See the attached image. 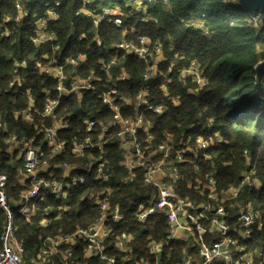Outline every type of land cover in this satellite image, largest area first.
<instances>
[{"label":"trees","instance_id":"trees-1","mask_svg":"<svg viewBox=\"0 0 264 264\" xmlns=\"http://www.w3.org/2000/svg\"><path fill=\"white\" fill-rule=\"evenodd\" d=\"M14 1L2 0L0 24L2 14L13 13ZM53 1L35 0L28 8L30 13L43 14L47 4L50 5ZM56 1L60 3L55 7L58 16L48 25L56 34L63 53L54 52L51 48L53 43L39 47L29 43L28 38L33 33L31 18L22 23L14 36L0 39V114L6 117L9 131L26 136L34 133L33 124L16 120L12 116L14 110L27 105V90L36 98L37 109H42L46 91L54 95L55 81L46 74H41L35 67L36 58L46 52L49 57L60 60L61 55L76 56L78 52L82 53L86 58L77 64V73L85 75L94 70L100 76L96 89L87 91L81 104L71 103L70 99L61 100L58 111L61 114L71 112L69 126L62 134L69 144L72 137L83 139L87 135L83 118L103 123L112 118L111 110L98 97L99 91L105 90L118 97H128L134 103L136 94L144 83L142 77L145 62L133 54L116 51L112 46L119 40L123 27H134V32L128 31L124 38L138 44L139 38L144 36L151 42L158 41L162 45L165 59L160 62L157 75L148 84L152 104L162 106L163 110L159 113L145 108L135 110L132 103L130 106L122 105L121 113L124 116L137 113L150 122L155 143L163 140L168 132L176 139L188 136L207 138L216 132L222 137L223 143L209 150L212 153L210 159H204L201 152H198L197 155H186V161L179 164L181 177L176 182V189L183 196L201 199L188 185L202 179L210 171H214L219 190L239 182L246 169L256 172L261 185L243 189L235 201L242 204L250 202L258 213L250 239L242 243L249 250L260 251L262 255L257 264H264V72L257 73L255 69L264 60V30L257 32L251 26L252 11L243 7L235 8L224 0H168V5L159 0H143L151 19L140 21L138 17L142 12L129 5V0H90L87 6L95 11L108 5H117L121 10V14L114 16L111 21L105 20L95 25L91 18L76 15L83 0ZM257 12L264 16V8ZM190 19L202 20L208 34L202 28L187 25L186 22ZM81 35L84 38L78 40ZM97 36L101 39V45H97L94 39ZM115 54L120 60L112 65V76L118 75L122 66L127 77L108 85L105 74L100 70V59L108 63ZM23 58L27 59V64L18 70L20 77L24 79L23 87L10 88L8 82L15 74L13 60ZM191 60L200 64V70L206 79L201 87L181 74ZM170 64H175L171 70ZM162 86L166 88L165 91ZM209 123L211 124L207 127ZM113 131L114 129H110L105 138L110 137ZM93 136L96 139V133ZM104 148L106 168L113 172L108 182L100 184L98 180H94V173L85 174V183L70 189L66 198L53 199L52 196H47L49 208L46 217L49 221L46 226L39 222L45 216L43 210L29 220L15 215V236L22 242L29 256L36 254L41 237L55 234L59 230L69 232L77 225L86 226L94 221L99 215L98 207L92 198L85 195L111 187V203H118L122 212L128 214L119 223L112 224L114 230L126 231L132 235L130 249L133 260L155 259L154 255L148 253L147 243L149 239L161 240L165 237L166 217L151 215L143 222L137 220L134 214L136 205L146 199L151 188L143 185L140 172L137 178L122 181L125 170L120 164L122 153L115 138L108 139ZM3 150L4 147L0 146L2 165L9 174L7 193L9 197L16 198L17 188L10 184L15 182L19 162L9 163V157ZM92 152L97 154L98 150ZM247 158L250 159L249 166ZM75 160L84 162L86 158L74 157L69 151L57 158V162ZM194 166L198 168L195 169ZM66 206L67 209L64 210ZM226 207L228 220L234 221L237 207H230L229 204ZM3 218L0 213V231ZM185 248L181 241L171 242L163 249L160 261L162 264L181 261ZM106 252L118 257L116 264L133 263L132 260L124 262L121 259L124 253L114 249L113 238L106 241ZM186 252L195 255L191 248H187ZM78 258L83 261L79 246L75 247L74 259L69 264H76L75 260ZM88 264H96V260L91 259Z\"/></svg>","mask_w":264,"mask_h":264},{"label":"built area","instance_id":"built-area-1","mask_svg":"<svg viewBox=\"0 0 264 264\" xmlns=\"http://www.w3.org/2000/svg\"><path fill=\"white\" fill-rule=\"evenodd\" d=\"M32 1L35 0H15L13 13L7 12L1 15L0 39L14 36L22 23L31 18L33 33L28 38L29 43L35 47L53 43L52 50L61 54L62 47L48 25L51 20L57 19L55 7L60 3L54 0L50 5L47 4L43 14H38L30 13L28 5ZM159 1L168 3V0ZM224 1L235 8L242 7L239 0ZM1 2L2 0L0 4ZM89 3L90 0H83L76 15L91 18L95 25L105 20L111 21L114 16L121 14L117 5L103 6L95 11L87 6ZM128 4L142 12L138 20L151 19L147 7L143 5V0H129ZM242 11L246 13L244 9ZM262 18L257 10L250 14V24L257 32L264 30ZM186 24L202 28L204 33L208 34L202 20L190 19ZM134 30V27H123L121 39L116 40L112 46L116 51L122 50L144 60L146 65L142 77L144 83L137 92L134 103L128 97H118L105 90L99 91L98 97L111 110L112 118L106 123L88 117L83 118L82 123L87 132L83 139L72 137L69 144L62 137L69 126L71 112L61 114L58 111L62 99H70L71 103L81 104L85 93L95 90L96 83L100 81V76L94 70H90L85 75L77 73V64L86 58L79 52L76 56L61 55L62 60L49 57L47 52L36 58L35 67L38 71L55 81L54 95L46 91L42 109H37L36 98L27 90V105L12 112L16 120L20 119L34 125L32 135L10 132L6 117L0 114V146L4 147L3 152L8 155L9 163L20 162L16 169L15 182L10 184L11 187L17 188V197L13 198L7 193L9 174L3 168L0 158V213L4 217L0 231V264H55V262L69 264L74 259V249L77 246L80 247L83 261L78 258L75 260L76 264H88L91 259H95L96 264H116L118 257L108 255L106 252V241L110 238L114 239V249L124 253L121 259L124 262L132 260V264H162L160 261L162 251L173 241L183 242L186 248L181 261L170 264H212L213 262L257 264V260L261 258L260 251L249 250L242 243L250 239L258 213L250 202L242 204L235 201L243 189L257 188L261 185V180L253 169H246L242 172L239 182L229 184L220 190L217 187L214 171L206 173L202 179L199 178L188 185L201 196V199L183 196L176 189V182L181 177L179 164L186 161V155H197L198 152H201L204 159H210L212 153L209 150L223 143L219 133L216 132L207 138L188 136L176 139L168 132L163 140L155 143L150 122L137 113L129 116L121 113L122 105L130 106L132 103L135 110L145 108L158 113L163 110L162 106L152 104L148 84V81L157 75L160 62L165 59L162 45L158 41L151 42L144 36L139 38L138 44L124 38L128 31L134 32ZM82 38L84 35L79 36L78 40ZM94 39L97 45H101L98 36ZM119 60L116 54L108 63L100 59V70L105 74L108 85L127 77L122 66L119 68L120 73L115 77L112 76V65ZM26 64V58L13 60L15 74L9 80L8 87L17 89L23 87L24 79L20 77L18 70L24 68ZM174 65L170 64L169 70ZM181 74L191 78L199 87L206 82L200 64L196 60H191ZM173 101L176 102V99ZM110 129H114L112 135L105 138V134ZM111 138H115L118 142L122 153L120 164L125 170V174L121 177L122 181L135 179L140 172L143 185L151 188L146 199L136 205L134 214L137 220L143 222L151 215L166 217L165 237L161 240L149 239L147 243L148 253L154 255L155 259L133 260L130 249L132 235L126 231L114 230L112 224L119 223L128 214L122 212L118 203L114 205L111 203V187L85 195L92 198L98 207L99 215L94 221L86 226L77 225L69 232L59 230L55 234L41 237V244L36 254L29 256L22 242L15 236V215L29 220L43 210L45 216L41 217L39 222L46 226L49 221L46 217L49 208L47 196H52L53 199L66 198L70 189L85 183V174L94 173V180H98L100 184L108 182L113 172L106 168L104 145ZM92 150H98V153L95 154ZM66 151L74 157H85L86 161L57 162V158ZM245 154L247 155V151ZM246 163L250 165L249 158ZM194 168L197 169L198 166ZM11 203L17 207L15 212ZM226 204L237 207L238 212L234 221L228 220ZM63 209L66 210L67 206ZM187 248L193 249L195 255L187 253Z\"/></svg>","mask_w":264,"mask_h":264},{"label":"water","instance_id":"water-1","mask_svg":"<svg viewBox=\"0 0 264 264\" xmlns=\"http://www.w3.org/2000/svg\"><path fill=\"white\" fill-rule=\"evenodd\" d=\"M240 3L246 7L247 9L251 11H256L260 8H264V0H239ZM262 21L264 23V16L262 18ZM256 72H264V60L259 62L256 66Z\"/></svg>","mask_w":264,"mask_h":264},{"label":"rangeland","instance_id":"rangeland-1","mask_svg":"<svg viewBox=\"0 0 264 264\" xmlns=\"http://www.w3.org/2000/svg\"><path fill=\"white\" fill-rule=\"evenodd\" d=\"M242 7H243V5H242ZM243 8H246V7H243ZM260 9H262V8H260ZM249 10V9H248ZM251 11V10H250ZM122 37V33H121V36H120V38ZM119 38V39H120ZM21 135V134H20ZM15 162H17V161H15ZM19 162V161H18ZM19 165H20V162H19ZM11 205H12V208L14 209V212L16 211V205L14 204V203H11ZM253 206V205H252Z\"/></svg>","mask_w":264,"mask_h":264}]
</instances>
